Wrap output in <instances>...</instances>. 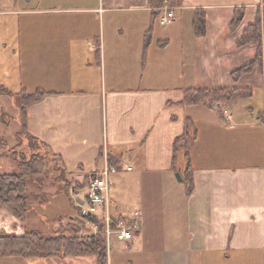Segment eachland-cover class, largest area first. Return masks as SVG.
<instances>
[{"label": "crops", "instance_id": "crops-1", "mask_svg": "<svg viewBox=\"0 0 264 264\" xmlns=\"http://www.w3.org/2000/svg\"><path fill=\"white\" fill-rule=\"evenodd\" d=\"M20 2V12L41 20L29 22L32 30L17 24L10 47L17 70L8 78L19 93L45 95L26 107L29 138L18 135L19 120L10 138L44 150L75 183L106 164L130 176L129 202L110 197L109 209L135 219L138 230L129 244L115 239L113 264H264V29L259 47L238 43L264 0H178L165 27L156 24L159 6L149 0ZM0 37L5 53V22ZM3 79L5 87V73ZM229 87L243 97L210 107L184 103L188 90ZM187 121L196 132L189 162L182 152L174 158ZM26 230L0 209V233ZM87 258L0 257V264H88Z\"/></svg>", "mask_w": 264, "mask_h": 264}, {"label": "trees", "instance_id": "trees-1", "mask_svg": "<svg viewBox=\"0 0 264 264\" xmlns=\"http://www.w3.org/2000/svg\"><path fill=\"white\" fill-rule=\"evenodd\" d=\"M149 2L154 7L162 4V0H149ZM238 24L239 20L235 19L231 28L235 29ZM203 26L204 17L201 14L197 16L194 23L197 34L202 33ZM263 29L264 11L262 14L257 15L254 22L245 29L238 42L239 46L249 44L259 47ZM247 70L248 65L235 70L232 74L236 78ZM43 95H45V93L39 90L34 93L21 91L14 95L0 85V98L15 97L16 106L18 108L19 136L28 137L26 132V107L38 101ZM241 97H243V91L236 88L193 89L186 91L184 103L187 105L204 104L210 107L215 102H234ZM4 116L8 117L2 113L0 116L2 123H5ZM7 119H9V117ZM195 139L196 132L192 124L187 121L183 134L174 142V158H177L178 153L182 152L186 161L189 162L188 151ZM49 161L51 162V158L44 150L42 152L35 150L29 159L19 160L16 170L8 173H0V209L6 210L16 219L25 223L30 210L29 184L35 179V181H39L38 178H41L44 168L48 165ZM56 168L57 166H54V169ZM63 175L64 178H62V174L58 172L57 179L60 182V190H64L66 193H68L73 186L76 187L74 191L84 189L89 181V178L86 177L84 184L80 185L69 180L66 174ZM190 183L191 182L188 183V193L191 191ZM38 187H41V185ZM72 207L77 210L78 216H67V222L65 223L60 216L57 217L56 222H59L58 226L51 234H46L38 229L26 230L22 235L1 232L0 257L21 258L24 260L91 257L94 259L95 264H108V250L102 232L104 228L103 223L91 217L81 216L80 210L73 204ZM91 222H97L99 224V231L94 235L89 234ZM83 233H86V235H83Z\"/></svg>", "mask_w": 264, "mask_h": 264}, {"label": "rangeland", "instance_id": "rangeland-1", "mask_svg": "<svg viewBox=\"0 0 264 264\" xmlns=\"http://www.w3.org/2000/svg\"><path fill=\"white\" fill-rule=\"evenodd\" d=\"M20 1L23 0H0V11L2 12L0 13V31L2 23L5 22V53L0 49V79L4 80L3 74L5 73V88L14 95L19 93V86L14 78L11 79L8 78V76L13 77V74L16 73L17 70L15 67L16 62L12 60L13 53L10 51L11 42L13 39H16L17 36V24L20 20L25 21L28 24V30H32L33 23L29 22H32L34 19L41 20L39 17L34 18L33 15L25 16L24 12H20L23 9V5L21 4L22 2ZM156 24H159L157 17ZM159 26L161 25L159 24ZM13 49H16V46L13 47ZM256 94L257 93H255V95ZM256 101L257 97H255L253 100H246L244 103L246 105H251ZM16 105L15 97H1L0 116L2 113H4L9 117L10 120H13L14 118L16 119L13 120L14 126H8L6 124V121L8 123V117L4 116L5 123H2L0 120V156L4 155V158H0V173H8L14 169H17L18 167L16 163L22 159H29L35 151L32 142H24L19 138L17 140H13V137L10 138L11 132L14 129H17L15 128L18 121V108ZM262 110L263 99L261 100L259 107L255 106V114H253V116L255 117L258 111ZM22 140L24 139L22 138ZM54 166L56 167L57 165H53L49 161L48 165L44 168L41 178H38L39 181H35V179L29 184L28 192L30 194V210L28 212V218L25 222V226L28 230L38 229L46 234H51L58 226L59 222H56L57 217L60 216L65 223L67 222L66 214H71V217L78 216L77 210L72 207V201L77 197L78 199L82 198L85 194V189H81L78 192L77 197H75L73 194L74 189H76L74 186L70 188L71 191L69 190L68 193H66L64 190H60V182L57 179L58 172L56 169H54ZM109 181L111 183L110 197H112V199L115 201H117L119 197H122V199L128 203L130 198L128 185H131L132 182L130 176H123L119 171H117L115 174L110 175ZM76 183L83 184L84 180H80ZM39 185H41V187H38ZM127 212L130 213L129 210H127ZM110 213L113 214V212ZM130 216L131 215L129 214V217ZM115 242V239L111 240V246L108 250V258L111 264H113V257L118 249V245H115ZM87 260L88 264H94L90 257H88Z\"/></svg>", "mask_w": 264, "mask_h": 264}, {"label": "built area", "instance_id": "built-area-1", "mask_svg": "<svg viewBox=\"0 0 264 264\" xmlns=\"http://www.w3.org/2000/svg\"><path fill=\"white\" fill-rule=\"evenodd\" d=\"M178 0H162V4L156 9L158 22L161 26H167L175 19V4ZM228 110H223L225 119L230 120L231 116L227 113ZM127 170H131L127 167ZM118 168L115 165L106 164L105 167L98 173L88 174V183L85 185L84 198L77 202L80 215L83 217H91L96 221L103 223L102 229L107 250L110 249L111 240L129 244L138 230V224L135 219H128L122 216H114L110 213V190L111 184L109 177L115 174ZM99 231L97 222L90 223L89 234H96ZM86 235V233H83Z\"/></svg>", "mask_w": 264, "mask_h": 264}, {"label": "water", "instance_id": "water-1", "mask_svg": "<svg viewBox=\"0 0 264 264\" xmlns=\"http://www.w3.org/2000/svg\"><path fill=\"white\" fill-rule=\"evenodd\" d=\"M176 177H177V179L178 180H180L181 179V176H180V174L179 173H176ZM62 178H64V175L62 174Z\"/></svg>", "mask_w": 264, "mask_h": 264}]
</instances>
